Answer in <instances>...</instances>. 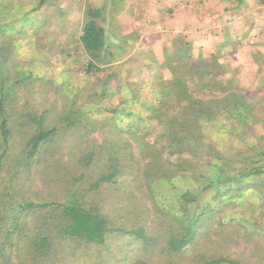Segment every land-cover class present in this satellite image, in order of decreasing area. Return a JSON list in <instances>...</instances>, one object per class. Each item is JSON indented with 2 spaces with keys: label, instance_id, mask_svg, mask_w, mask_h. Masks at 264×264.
<instances>
[{
  "label": "trees",
  "instance_id": "1",
  "mask_svg": "<svg viewBox=\"0 0 264 264\" xmlns=\"http://www.w3.org/2000/svg\"><path fill=\"white\" fill-rule=\"evenodd\" d=\"M46 1L40 0L38 7ZM7 13L1 11L5 19L0 22V31L14 24L12 17L5 15ZM104 15L102 7L88 2L80 35L88 56L83 65L88 74L102 71L114 63L115 54L107 43ZM7 52L12 53L13 49L7 47ZM181 55L175 53L163 59L146 57L159 66L156 75L164 76L166 69L171 74L169 82L153 78L150 85L149 81L145 82L147 94L130 90L127 101L126 89H121L120 102L114 108L105 106L101 109L99 103L75 108L77 105L72 103L51 125L45 124L44 115L37 116L31 110L20 111L21 123L10 121L5 104L11 94L9 88L34 75L19 77L9 85L4 78L8 61L0 62V264H82V257L87 264H149L147 257L157 253L153 240L156 225L144 215L147 211L145 203L130 190L123 191L121 185L112 193L107 190L118 185L117 179L123 169L118 150L110 145L104 152L81 150L82 142L74 136L76 130L72 129L78 122V114L93 109L126 113L135 118L143 132L151 129L162 132L156 134L162 139V147L159 152L150 153L143 176L145 190L152 196L155 220L161 227L167 224L169 236L164 246L167 253L182 256L188 247L200 245L197 251L203 264L238 263L222 255L207 256L199 242L214 228L211 226L214 220L220 226H230L231 220H235V217H222L223 207L246 201L248 198L244 196L251 195H258L257 201L264 202V194L260 192L261 189L264 191V162L252 164L254 162L249 161L254 160V156H264V149L251 148L248 144L247 149L251 150L243 154L246 166L237 171L235 164L240 160L239 152L229 154L217 149L209 143L207 132L215 130L227 137L234 135L239 126L244 131L250 125L264 128V107L258 104L264 95L256 99L257 94L234 88L231 85L234 78L217 54L199 58ZM255 60L264 64V53H257ZM262 80L260 91L264 88V75ZM196 81L203 92L202 97L192 92L191 86ZM204 91L214 96L204 99L207 95ZM102 96L92 95L96 102H100ZM77 110L73 114L75 117L71 116ZM33 124L37 126L35 131L25 129ZM23 132L26 137L16 154L13 148ZM66 134L67 137L71 135L66 149L70 154L78 151L75 165L59 159V149ZM259 138L264 140V135ZM164 149L171 155H179L177 162L163 157ZM105 154L103 169L89 181L88 173L92 172L95 159ZM197 156L205 159L207 168L202 171L201 166H197L195 174L189 173V169L196 168L192 159ZM63 169L65 172L61 176ZM50 175L54 176L52 181ZM42 177L44 183L40 184L38 178ZM34 190L36 196L43 193L59 195L34 198ZM118 192L126 195L120 197ZM60 194H65V198H60ZM128 217L132 218L128 225L119 223ZM237 217L239 224L249 231L246 218ZM249 221L253 224L252 219ZM254 232L264 234L257 221ZM118 238L125 239L132 249L123 253L124 256L119 255L121 244L117 250L112 244ZM130 254L135 256L130 258Z\"/></svg>",
  "mask_w": 264,
  "mask_h": 264
},
{
  "label": "rangeland",
  "instance_id": "2",
  "mask_svg": "<svg viewBox=\"0 0 264 264\" xmlns=\"http://www.w3.org/2000/svg\"><path fill=\"white\" fill-rule=\"evenodd\" d=\"M39 1L3 0V3L0 1V22L5 19L1 11L8 12L5 15L11 16L14 22L7 30L0 31V62L8 61L4 78L7 80V84L11 85L19 77H25L28 74L34 75L30 80H23L18 86L9 88L11 94L6 99L5 104L6 112L9 114L12 123L14 121L21 123V110H31L38 114L37 116L44 115L45 124L51 125L54 120L58 119L60 113L65 108H69L72 103L77 105L75 108H83L93 103H99L102 106L101 109L105 106L114 108L120 102L121 92L119 91L121 89H126L124 93H127L126 99L128 101V91L130 90L140 91L142 95L147 94L146 86L148 84L145 82L149 81L150 85L152 78L163 82L170 81L171 74L168 69L165 72L159 70L161 73L164 72V76L156 75L159 66L154 64L152 60H146L147 56L142 50L135 52V44L113 37L114 28L107 35V43L111 45L109 46L115 54L113 65L94 74L85 72L83 65L87 63L88 56L81 44L80 35L85 22L88 2L91 1L103 8L105 14L103 23L106 24L109 16L113 13L111 10L116 4V0H47L43 6L38 7ZM22 15L25 16L22 17ZM7 47H11L13 52L8 53ZM133 54V58L126 59L127 56ZM103 88H105L104 91H102ZM191 89L195 96L202 97L203 92L197 81L193 83ZM248 90L251 95L257 94L256 99H260L264 95V88L260 92L256 91L254 87ZM96 93L103 94L100 102H96V98L92 97ZM204 93H207L204 99L214 96L208 91H204ZM258 104L264 107V97ZM76 112L78 110L71 116ZM73 116L75 117V115ZM134 120L135 118L126 113L93 109L82 115L78 114V122L72 130H76L73 131L74 136L82 142L81 150L93 149L97 152H104L107 145L114 147L115 151L118 150L123 169L117 179L118 185H112L107 190L112 193L121 185L123 191L130 190L132 194L145 203L148 212L146 211L144 215L150 217L151 222L156 225L153 229L156 238L153 240L157 245V253L149 255L146 259L147 262L149 264H203L197 251L200 245L188 247L182 256L170 255L164 249L169 236L167 224L161 227L155 220V213L151 205L152 196L145 190V176H143V168L150 160V153L152 151L159 152L162 147V139L156 135L162 134V132L159 129H151L147 133L143 132ZM163 128L165 131L164 125ZM25 129L35 131L37 126L33 124L31 127L26 126ZM68 134L64 136V140L61 142L59 159L63 162H72L75 165L74 160L77 158L78 151L72 152L71 150L73 155L66 149L71 136L67 137ZM260 135H264V128L260 125L255 127L250 125L245 131L239 126L238 129H235L234 135H227V137L211 130L207 132V139L209 143H213L217 149L223 152L229 154L239 152L237 155L240 160L235 164L238 171L246 166L247 162L244 163L243 154L244 151L249 152L251 150L247 149L249 148L248 144L251 148L264 149V140L259 138ZM25 137L23 132L16 139V145L13 148L16 154H19L20 144ZM178 156L163 150V157H169L171 161L177 162ZM105 157L106 154L95 159L94 168L92 172L88 173L87 179L89 181L94 180L92 176L96 175L97 177L100 174L103 163L106 162ZM184 157L186 158V156ZM262 157L264 156L260 158L254 156L255 161L253 159L249 161L254 162L252 164L264 162ZM192 160V164H195L196 168L189 169V173L195 174L197 166H201L200 170L202 171L207 168L204 158L197 156ZM63 172L65 169L62 170L61 176ZM53 178L54 176L50 175L49 180L52 181ZM38 181L40 184L44 183L43 177L42 179L38 178ZM260 192L264 194L262 189ZM32 195L34 198H41L42 196L46 198V196L57 197L59 193L57 195L43 193L36 196L34 190ZM125 195L122 192L120 197ZM257 196H244L248 200L241 203H231L221 209L222 217H235V220H231L230 226H220L215 224V220L213 221L211 226L214 228L212 227L211 232L203 236L202 242H199L204 254L207 256L222 255L226 258L235 259L238 261L237 264H264V234L254 232L256 221L264 229V207H262L264 202H258ZM60 198H65V194H60ZM238 215L246 218L245 223L249 231H246L236 220ZM250 219L253 220V224L249 221ZM130 221L132 218L128 217L119 223L128 225ZM241 221L244 222L242 219ZM247 236L249 238H246ZM112 244L116 250L117 246L121 244L122 250L119 254L121 256L125 255L123 253L132 250L122 238L113 240ZM81 254L84 256L83 253ZM134 254H130L129 257L135 256ZM199 254L201 255V253ZM80 263L87 264V261L82 257Z\"/></svg>",
  "mask_w": 264,
  "mask_h": 264
},
{
  "label": "crops",
  "instance_id": "3",
  "mask_svg": "<svg viewBox=\"0 0 264 264\" xmlns=\"http://www.w3.org/2000/svg\"><path fill=\"white\" fill-rule=\"evenodd\" d=\"M111 12L107 35L114 28L113 37L135 44V52L157 59L217 54L234 88L261 90L264 64L255 55L264 53V0H116Z\"/></svg>",
  "mask_w": 264,
  "mask_h": 264
}]
</instances>
